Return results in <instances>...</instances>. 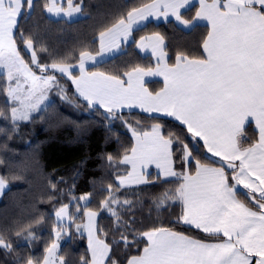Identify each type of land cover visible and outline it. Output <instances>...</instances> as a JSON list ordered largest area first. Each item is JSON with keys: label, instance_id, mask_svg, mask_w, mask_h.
<instances>
[{"label": "snow or ice", "instance_id": "obj_1", "mask_svg": "<svg viewBox=\"0 0 264 264\" xmlns=\"http://www.w3.org/2000/svg\"><path fill=\"white\" fill-rule=\"evenodd\" d=\"M198 4L189 18L182 10H189L192 0H148L132 7L102 26L96 55L84 48L74 57L78 61L74 64L67 56H51L40 40L34 16L39 8L48 17L71 19L82 13L83 0H0V69L6 73L8 100L7 115L0 111V117L11 121L12 130L18 131L19 122L31 121L33 113L51 106L49 101L41 109L53 88L72 104L60 84V78L66 77L74 85L77 101L85 102L88 109H103L108 122L104 124L106 141L118 145L114 153L103 157L113 182L99 181L104 194L99 210L88 207L91 192L74 198L75 211L86 218L83 225L74 226L77 232H87L91 253L90 258L81 257V264H264V0H198ZM150 17H172L185 31L203 21L210 27L196 49L176 51L172 64L167 60L165 38L155 33L142 37L139 45L151 47L157 58L155 68L134 66L120 74L86 68L87 62L97 63V56L105 51L118 49L121 40L127 41L134 27ZM28 24L32 26L26 27ZM22 50L28 53L27 59ZM146 76L163 77V87L150 91ZM134 108L171 117L182 126V132L160 122L147 128L139 121L130 122L124 110ZM116 121L131 133L128 146L120 141ZM252 124L257 130L254 141L245 134L246 126ZM199 149L219 158V163L203 162ZM153 165L159 170L155 175L148 171ZM80 174L77 171L76 178ZM171 178L178 186L156 195L149 215L178 204L180 211L169 223L200 230L215 242L138 218L137 212L144 206L140 194L148 187L172 183ZM92 183L95 187L97 182L93 179ZM7 184L0 176V196ZM49 188L52 198L57 194V182L50 180ZM101 211L113 217L111 243L107 233L101 238L97 229ZM55 217L64 223L54 228L55 239L45 248L46 254L24 258L20 264H67L58 255L57 241L62 233L68 235L75 217L69 204H61ZM15 234H23L26 241L35 239L31 225ZM121 246L126 253L123 259L114 250ZM130 248L138 249L137 254L128 255ZM0 249L14 251L3 233Z\"/></svg>", "mask_w": 264, "mask_h": 264}, {"label": "trees", "instance_id": "obj_2", "mask_svg": "<svg viewBox=\"0 0 264 264\" xmlns=\"http://www.w3.org/2000/svg\"><path fill=\"white\" fill-rule=\"evenodd\" d=\"M148 0H83L81 16L74 20L64 18H52L43 14L39 8L36 10L34 21L38 25L37 31L43 46L48 49L51 56L61 58L68 57L71 63H78L74 57L79 51L86 48L93 55L99 52L97 36L102 26L110 24L114 19L126 13L130 8L137 7ZM39 3V0H37ZM197 10L193 5L187 11H183L185 18H189ZM31 27V24L25 25ZM209 31L207 25H199L191 31L182 30L174 21L148 22L133 32V38L125 48L117 55L102 61L89 68V71H101L109 74H120L130 70L134 66L154 68L156 62L150 55H144L137 49V44L142 37L159 33L165 38V51L168 53V63H174V54L180 48L196 49L199 42ZM22 55L28 58V53L22 50ZM74 74H77L74 72ZM6 75L0 74V111L7 115L8 103L6 93ZM60 84L67 90L73 103L69 104L53 91L54 99L46 111L33 115L31 121L19 122L18 131H13L11 121L0 117V176L8 181L7 190L0 200V233L12 244L13 252L0 249V264H20L27 257H42L45 248L53 240L54 228L58 227L55 211L61 204H69V211L75 217V221L82 222L83 215L77 213L74 204L78 198L89 192L92 193L88 207L99 210V201L103 193L99 190V181L105 184L113 182V176L104 168L103 157L107 153H114L118 145L114 141H106L108 133L104 130L103 109H88L85 102L77 101L74 96V87L66 77L60 78ZM150 91H158L163 87L161 81H151L146 84ZM79 107H76V104ZM125 119L130 122L139 121L144 128L153 123H163L166 128L182 132V126L178 122L160 116L147 115L138 111L124 112ZM115 128L120 134V141L128 146L132 142L131 133L124 129L119 121L115 122ZM250 140H255L256 134L251 126L245 130ZM208 153L204 149L198 150L199 158L205 163H211ZM86 161V163H83ZM81 174L76 178V172ZM153 175L156 171H150ZM60 178L63 181L60 182ZM96 186H93L92 180ZM57 182V194H52L49 181ZM172 183L163 187H148L140 194L144 206L137 212L139 219L146 224L159 222L165 227H174L176 231H183L186 235L196 239L213 241L207 234L190 226H174L169 221L174 220L180 211L177 206L168 211L157 214L152 208L151 201L164 190L175 188L177 183L172 178ZM245 192V191H244ZM130 198L136 199V197ZM247 203V198L241 196ZM83 205L84 201H79ZM249 206H252L251 204ZM83 211V209L81 210ZM31 225L35 234L34 240H25L23 234L18 237L16 231L23 226ZM97 229L104 238L107 233V241L113 238V217L107 211H101L97 219ZM71 237L62 244L59 255H63L67 264H81V257L90 258V252L86 245V238L80 236ZM142 246V245H141ZM123 259L125 250L114 248ZM138 249L130 248L128 255L137 254Z\"/></svg>", "mask_w": 264, "mask_h": 264}, {"label": "crops", "instance_id": "obj_3", "mask_svg": "<svg viewBox=\"0 0 264 264\" xmlns=\"http://www.w3.org/2000/svg\"><path fill=\"white\" fill-rule=\"evenodd\" d=\"M208 2H211V0H208ZM193 5H197V9H198V7H199L198 0H192V5H190L189 8H190L191 6H193ZM183 11H185V10H182V12H183ZM167 21H174V22L177 24V22H176V21L174 20V18H172V17H169L168 20H164L163 18H160L159 20H157V19L154 18V17H150L148 20H146V21H142L139 25H136V26L134 27V30L137 29V28H139V27H141V26H143V25H145V24L148 23V22L161 23V22H167ZM177 25H178V24H177ZM199 25H207V26H208V29H209V27H210V26L208 25V22H206V21L200 22ZM134 30H133V32H134ZM133 32H132V35L127 39V41H123V40H121V42H120V47H119L118 49H114V50L111 51V52L105 51V52L103 53L102 56H97V61H98L97 63H93V62H91V61L87 62V63H86V68L89 70V68H90L91 66H94V65H96V64H98V63H100V62H102V61H105V60H107V59H109V58H112V57H114L115 55L119 54V53L125 48V46H126L128 43H130V42L132 41V38H133ZM150 36H152V35H149V36H147V37H150ZM144 38H146V37H144ZM140 41H141V40H140ZM140 41H139L138 44H137V49L139 50V52L142 53V54H144V55H150V56H152V57L154 58L155 62L157 63V58H156L155 55L152 54L151 47H150V46H146L145 48H140V47H139V45H140ZM145 43H146V45L149 44L148 41H145ZM99 47H100V45H99ZM95 55H96V54H95ZM167 60H168V59H167ZM154 68H155V67H154ZM0 74H1V73H0ZM3 74H4V73H3ZM77 74H78V73H77ZM5 75H6V74H5ZM144 80H145V84H147L148 82H151V81H161V82L163 83V77H161V76H151V77L146 76V77H144ZM72 85H73V84H72ZM73 87H74V85H73ZM129 111H138V112H141V113H144V114H147V115L166 117V116H164L163 114H157V113L149 114V113H146V112H144L143 110L138 109V108H134V109H131V110H128V109H125V110H124V112H129ZM166 118H170V119L174 120V119L171 118V117H166ZM174 121H175V120H174ZM176 122H177V121H176ZM247 127H249V126H246L245 130L247 129ZM251 127L253 128V131L255 132V134H256V138H257V130L255 129V125L252 124ZM245 132H246V131H245ZM245 134H246V133H245ZM256 138H255V139H256ZM208 154L211 155L210 153H208ZM151 170L156 171V173L159 171V170L155 169V166H154V165L151 166V167L148 169L149 172H150ZM171 179H172V178H171ZM241 190H242V191H245V192L247 191L246 189H243L242 186H241ZM206 242H210V241H206ZM211 242H215V241H211Z\"/></svg>", "mask_w": 264, "mask_h": 264}, {"label": "rangeland", "instance_id": "obj_4", "mask_svg": "<svg viewBox=\"0 0 264 264\" xmlns=\"http://www.w3.org/2000/svg\"><path fill=\"white\" fill-rule=\"evenodd\" d=\"M80 16H81V14H75L73 18L68 19V20H74V19L79 18ZM52 18H56V19H58V18H63V17H52ZM64 19H67V18H64ZM145 44H146V43H145ZM0 73H1V74H3V73L6 74L4 69H0ZM53 91H54V93H55V88H53V89L49 92V94H48V96H49V100H48V101H45L44 104L41 105V109H42V110L44 109V106L47 105V104L49 103V101H51V102L53 101V99H54ZM55 94L58 95L57 93H55ZM58 96H59V95H58ZM36 114H38V113H33V115H36ZM21 122H22V121H21ZM7 188H8V187L5 188L4 192L7 190ZM3 195H4V193H3ZM3 195L0 196V200L2 199ZM69 212H70V211H69ZM109 215H111V214L109 213ZM83 218H84V219L82 220V222H81V221L78 222V221H75V220L73 221V226L70 227V228H68V235H65V234H63V233L61 234L60 239L57 241V242L59 243L60 247H61L62 244H64L65 242L69 241L71 237H78V238H79L78 240H80V236H84V237L86 238V245H87V247H88L87 232L84 231L83 229L81 230V232H77L76 229H75V226H74L75 224H81V225H83V224L86 222V218H85L84 216H83ZM97 219H98V217H97ZM56 222L58 223V225L64 223L63 221H58L57 218H56ZM96 225H97V220H96ZM54 236H55V232H54ZM59 250H60V248H59ZM88 250H89V248H88ZM89 252H90V250H89ZM58 255H59V252H58ZM90 255H91V253H90Z\"/></svg>", "mask_w": 264, "mask_h": 264}, {"label": "water", "instance_id": "obj_5", "mask_svg": "<svg viewBox=\"0 0 264 264\" xmlns=\"http://www.w3.org/2000/svg\"><path fill=\"white\" fill-rule=\"evenodd\" d=\"M207 158L210 162L217 161V164L219 163V158L212 157L211 155L207 154Z\"/></svg>", "mask_w": 264, "mask_h": 264}]
</instances>
